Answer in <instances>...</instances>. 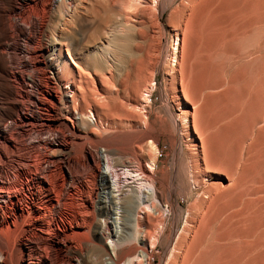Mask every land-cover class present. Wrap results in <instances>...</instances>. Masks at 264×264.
<instances>
[{
  "label": "rangeland",
  "instance_id": "1",
  "mask_svg": "<svg viewBox=\"0 0 264 264\" xmlns=\"http://www.w3.org/2000/svg\"><path fill=\"white\" fill-rule=\"evenodd\" d=\"M8 15L13 24L0 39V82L11 91H0V106L11 104L13 112L0 122V151L6 150L0 167L10 180L19 169L29 167L30 175L0 189V216L11 202L41 203L37 220L48 227L30 221L18 238L30 248L25 264H79V255L56 258L46 243L84 250L88 243L108 242L98 225L104 193L102 186L88 192L92 165L74 143L76 156L63 165L73 175L54 211L41 201L46 191L38 180L53 183L58 171L43 157L46 143H71L69 134L76 132L70 120L63 128L20 127L19 114L44 113L34 100L46 89L35 65L42 19L31 3ZM48 25L45 38L60 45L49 54L57 75L77 93L72 109L98 121L90 127L77 122L79 128L131 148L106 152L123 179L121 197L135 198L134 222L131 211L122 216L132 224L124 228L129 235L123 244L149 250L148 262L135 258V264H264V3L74 0L61 14L53 4ZM68 50L80 70L69 64ZM28 72L36 78L31 85L19 79ZM7 138L13 147L6 148ZM23 153L24 159H15ZM88 199L91 208L84 204ZM90 214L97 223L88 226ZM115 226L110 239L120 235Z\"/></svg>",
  "mask_w": 264,
  "mask_h": 264
},
{
  "label": "bare ground",
  "instance_id": "2",
  "mask_svg": "<svg viewBox=\"0 0 264 264\" xmlns=\"http://www.w3.org/2000/svg\"><path fill=\"white\" fill-rule=\"evenodd\" d=\"M73 1L74 0H58L57 3L56 2L54 3V0H46V1L13 0L12 3V0H7V1L0 0V39L2 38L3 31H5L6 29H8V31L9 29L11 30V26L13 24L11 19L8 17L10 15V14L8 15V13L18 11L19 6L21 4L31 3L32 7L35 10H37V12L38 11L40 12L42 19L41 33L38 38L39 49L35 54L36 55L35 65L41 71V74L43 76L42 78L44 79L45 82L44 84L46 85V89L42 90L41 95H39L40 97L35 98L34 100L36 101L38 106H40L44 110V113L37 118L26 114H19L17 117L20 127L25 129L28 126V124L30 125L38 124L41 125L42 127H46L49 129L63 128L66 127L67 121L70 120L71 130L73 132H76L74 135H70L68 133L71 143H69L70 141L68 143H66L67 141L66 142L49 141L46 143V150L43 152V157H45L48 160V162L50 161L55 164L57 163L58 171L54 174L53 177L51 176V179L53 178L52 181L53 183H50L48 180L45 179L38 180L39 187H42L46 191V195L44 196L43 199H41V201L44 202L49 207H51L52 210L54 211V201L56 199V196L57 195L60 196L63 193L65 189L64 188L65 181L66 179L68 180L67 177L71 178L73 175L72 174L73 172H71L70 169L64 170L63 165L68 163L67 160L70 154L76 156L77 152L73 148L74 143L75 144L79 143L81 145L82 150H84V154H85L84 157L86 159V162L91 163L92 165L90 171L91 183L87 187L88 192L92 194L94 191L98 189V186L100 187L102 186V192L104 193L103 207L105 208V216L101 219V222L98 223L100 231L99 230L97 231H99L101 237L102 238L105 237L106 240H108V242L104 243L101 241L100 243H96V242L91 244L88 243L84 250L77 247H70L63 241L48 242L46 243V246L50 247L51 249L53 248L56 258L66 257L67 261L68 260L73 261L76 258V255H79L78 256L79 258H76L77 263L79 264H135V258H141L145 260V262L147 263L149 256L148 249L144 250V249H139L137 245L123 244L126 242V241L124 242L125 238L129 235L124 228L132 227V224L130 222L125 223V221L122 220L123 219L122 216H124L127 211L128 212L131 211L130 221L134 222L135 214L132 211V207L135 198L129 197L123 199L121 197L123 190L122 189L123 179L119 175L118 171L114 168L113 165L114 163H112L113 160H111L112 157H110L111 155H109V153L106 152V148L109 147L115 150L116 153L124 154V153H130L131 148L130 147L128 148L126 144L123 143L121 144L120 142L119 144L118 142H114L112 139H110L111 137L108 138L109 136L104 138H94L89 133V130L85 131L79 128L77 122L81 124L80 125L81 127L82 126L90 127L91 125L94 124L96 125L97 119L95 117L90 118L84 115L77 117V115L75 114V110L72 109V106L75 105V101L77 99L76 98L77 93L71 87V84H69L68 86L63 85L61 79L57 75L58 73L55 64L52 58L49 56V54L52 53V51L54 50L57 51L60 48L58 39L53 38V40L47 41V39L45 38L49 26L48 23H49L50 10L53 4H56L57 10L61 14L63 9L66 8V6H69V8H71ZM261 1L264 3V0ZM67 54H68L69 64L75 69L80 70L81 66L73 58V56L70 53V50L67 51ZM2 61L3 60L0 59V72L3 70ZM11 75L14 78L16 77L15 74L13 73ZM0 79H1V74H0ZM19 79L27 84L33 83L34 80H36L32 72H28L25 75H20ZM13 90L16 92L15 87H13ZM0 91H3V93L7 96L8 91H11V89L7 85L0 82ZM11 112H13V106L11 104L7 106L1 105L0 122L4 119L5 116L10 114ZM2 135H4V132L0 130V139ZM83 139H86L87 143L93 149H90L86 145V143L83 142ZM99 145H101L102 146L101 148L105 150L101 158V161L103 160L104 162V167L102 169L100 165L101 162L99 161L98 158L99 156L96 150L97 149L96 147ZM5 146L6 148L13 147L14 141L11 138L5 139ZM5 153H6L5 149L1 150L0 156L5 155ZM37 154L39 156L40 153L37 152ZM24 156H25L24 153L19 154L18 156H16L15 159L22 160L25 158ZM29 169L30 168L27 167L17 170L13 174L14 179L10 180L8 176L6 177L7 175L6 168L0 167V189L9 188L11 186H15L16 184L20 183L22 181L21 178L29 174ZM99 177H101V181H102L101 184L99 183V179H98ZM52 184L55 186L56 191L52 190V186H53ZM151 190L153 195L152 197L154 198L155 188L153 187ZM84 204L86 205V208L92 207V202L90 201V199L85 201ZM39 205L31 202L26 207H24V205L20 206L17 203L11 202L10 211L6 215L4 214V216H0V264H25L24 256L28 255V253L30 252V248L26 244H22L18 242V238L20 234L23 232L24 225L30 221L33 222L34 226L40 228H43L44 225L46 227H48L49 225V224H44L42 222L41 223L38 222L37 219L39 214L41 213V207H39ZM112 212L115 216L113 217L114 218L113 221H111V216H110V213L112 214ZM64 213L65 212H62V216L64 215ZM86 219H87V223L89 224L88 226H90L91 223H93L94 225L97 223L95 221V216H93V214L92 215L90 214V216ZM112 223L113 225L114 224L116 225L115 226L116 232L118 230L117 228L120 229L119 232L120 235L119 236L115 235L116 237L110 239L108 234L110 230L113 229ZM128 239L129 238H127V241ZM149 249H151V246H149ZM139 250L141 252H139ZM45 264L47 263L45 262Z\"/></svg>",
  "mask_w": 264,
  "mask_h": 264
}]
</instances>
